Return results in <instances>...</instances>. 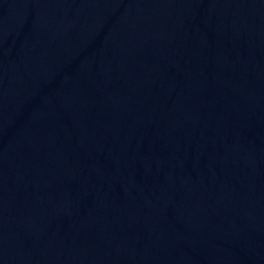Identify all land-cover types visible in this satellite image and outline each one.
Wrapping results in <instances>:
<instances>
[{
	"label": "water",
	"instance_id": "1",
	"mask_svg": "<svg viewBox=\"0 0 264 264\" xmlns=\"http://www.w3.org/2000/svg\"><path fill=\"white\" fill-rule=\"evenodd\" d=\"M205 73L264 252V0H188Z\"/></svg>",
	"mask_w": 264,
	"mask_h": 264
}]
</instances>
